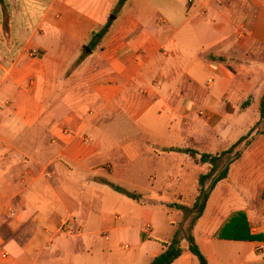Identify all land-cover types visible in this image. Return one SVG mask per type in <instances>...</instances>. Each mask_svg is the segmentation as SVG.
Returning <instances> with one entry per match:
<instances>
[{
  "label": "crops",
  "instance_id": "1",
  "mask_svg": "<svg viewBox=\"0 0 264 264\" xmlns=\"http://www.w3.org/2000/svg\"><path fill=\"white\" fill-rule=\"evenodd\" d=\"M143 1L87 50L117 0H8L0 264H150L176 233L182 252L171 264H200L182 209L166 198L189 169L159 158L212 154L215 141L162 119L204 111L227 147L258 123L264 0ZM224 114L227 128L215 118ZM249 136L191 230L209 264H264V133Z\"/></svg>",
  "mask_w": 264,
  "mask_h": 264
},
{
  "label": "rangeland",
  "instance_id": "2",
  "mask_svg": "<svg viewBox=\"0 0 264 264\" xmlns=\"http://www.w3.org/2000/svg\"><path fill=\"white\" fill-rule=\"evenodd\" d=\"M157 1H163L164 0H157ZM163 2L160 4L161 6H164ZM146 4H144L143 0H127L125 4L121 7L120 11H127L131 10L133 7H141ZM0 10H1V24L0 27L3 29L8 28L9 26V4L8 0H0ZM161 12L162 14H165V11L163 9H157V12ZM244 23L245 21H241ZM257 95H255L254 102L256 105H258V100H257ZM252 101V98H250V102ZM254 104V105H255ZM227 109L231 110V104H228ZM255 113V111H249V115L252 116V114ZM217 120H221V123L227 128L228 125V119L226 118L225 114L222 117H215ZM235 119H240V116L234 117ZM233 118V119H234ZM213 119H209L207 115L204 114V111H196L194 116H189V117H177V116H170L166 117L165 119H162V123H171L173 125L175 124H182V125H189L193 128H199L202 130V135L201 137L203 138L204 143H208L209 141L213 143V147H210L213 152L212 154H219L222 151L228 149V143L227 141L230 142L231 139L229 137L223 135L220 131L219 128L214 127L215 126V121ZM229 124V123H228ZM258 129L259 131H262L264 133V121H261L258 124ZM256 131V130H255ZM174 138H173V145L176 147L179 146V141H177L176 138V133H173ZM250 136L247 137L246 140H244L241 144H239L233 152L229 154H225L221 157V159L218 161V166L217 169L221 170L225 167V165L229 161H235V153L239 152L241 154L242 150L250 143L251 141ZM247 143V144H246ZM204 145V144H203ZM207 146V145H206ZM157 152L159 149H155ZM162 150L166 151V148H163ZM199 153H202L203 151L198 150ZM239 158V157H238ZM165 163H170L172 165V168L174 171L183 169L184 171L189 169V177L185 176L182 180H174L173 182V188L170 191H173L174 195L172 197H166L170 199L173 202H177L178 204H181L182 206L186 207L181 211L182 213V218L187 221L190 224L191 219L194 217L195 212H190L189 209L192 206L193 201L196 198L197 195V188H198V183L194 185V179L191 178L192 176H196L197 180L199 179L201 174H205L208 172L210 165L208 163H200L199 161V155H196L194 157L190 156V154H183L180 151L173 150L171 151L170 154H165L159 158V166L164 165ZM212 178H208L205 181V188H208ZM196 188V189H195ZM169 191V194H170ZM188 231V229H187Z\"/></svg>",
  "mask_w": 264,
  "mask_h": 264
},
{
  "label": "trees",
  "instance_id": "3",
  "mask_svg": "<svg viewBox=\"0 0 264 264\" xmlns=\"http://www.w3.org/2000/svg\"><path fill=\"white\" fill-rule=\"evenodd\" d=\"M127 0H117L116 4L114 5L107 21L105 22V24L96 32H94L92 34L91 40L89 42V44L87 45V47L89 49H94L99 42L102 40V38L109 32L110 27L112 26V24L114 23L115 19L117 18V16L119 15V11L121 9V7L125 4ZM222 60V58H220ZM249 100L244 102L242 104V107H245L249 104ZM229 112V111H228ZM259 121L257 124H255L246 135L241 136L235 143H233L228 149L222 151L219 154H208V153H202L199 157V161L201 163H208L210 165V168L208 170L207 173L200 175L199 177V187H198V194L195 198V201L193 202L191 208L189 209L190 212H195L194 217L191 219L189 227H188V234L186 236V239L188 241V248L189 251L196 256V258L198 259L200 264H209L206 257L204 256V254L201 252V250L199 249L197 243L194 240V237L191 233V230L196 222V220L200 217V215L202 214L205 204L207 202L208 196L210 191L216 186V184L226 178L227 174H228V170H229V165L232 162L229 161L225 167L221 170L217 169L218 166V161L221 159V157L225 154H229L231 152H233V150L239 145L241 144L244 140L247 139V137L252 134V132L254 130H256V133H262V131H259L258 129V124L261 121H264V94L262 95L260 102H259ZM247 144V143H246ZM188 152H190L191 155L195 156L197 154V151L195 150H187ZM240 156L239 152L235 153V157L234 158H238ZM212 180L208 186V188H204V184L205 181L212 177ZM115 189L119 190V191H123L118 187H115ZM177 208H181L182 210L185 209L186 207L182 206V205H178L176 204ZM237 226H240L239 224H237ZM239 228V227H238ZM220 236H224L227 237V235L225 234L224 230H222V232H220ZM250 239H256L258 238V236H250L248 237ZM180 236L178 233H176L174 235V237L167 241V242H163L164 245V249L161 253H159L157 256H155L153 258V260L150 262V264H171L176 258H178L182 252L181 247H180Z\"/></svg>",
  "mask_w": 264,
  "mask_h": 264
},
{
  "label": "built area",
  "instance_id": "4",
  "mask_svg": "<svg viewBox=\"0 0 264 264\" xmlns=\"http://www.w3.org/2000/svg\"><path fill=\"white\" fill-rule=\"evenodd\" d=\"M6 255V253H3V256H5Z\"/></svg>",
  "mask_w": 264,
  "mask_h": 264
},
{
  "label": "water",
  "instance_id": "5",
  "mask_svg": "<svg viewBox=\"0 0 264 264\" xmlns=\"http://www.w3.org/2000/svg\"><path fill=\"white\" fill-rule=\"evenodd\" d=\"M87 50H90L89 48H87Z\"/></svg>",
  "mask_w": 264,
  "mask_h": 264
}]
</instances>
